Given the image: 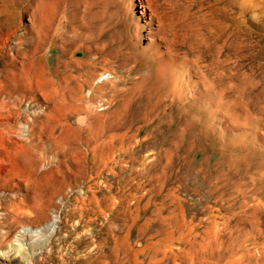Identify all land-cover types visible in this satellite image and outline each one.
<instances>
[{
    "label": "rangeland",
    "instance_id": "374dc122",
    "mask_svg": "<svg viewBox=\"0 0 264 264\" xmlns=\"http://www.w3.org/2000/svg\"><path fill=\"white\" fill-rule=\"evenodd\" d=\"M0 105V264H264V0H0Z\"/></svg>",
    "mask_w": 264,
    "mask_h": 264
},
{
    "label": "built area",
    "instance_id": "2783aa9c",
    "mask_svg": "<svg viewBox=\"0 0 264 264\" xmlns=\"http://www.w3.org/2000/svg\"><path fill=\"white\" fill-rule=\"evenodd\" d=\"M106 76V74H102V75H100V78L102 79V78H104Z\"/></svg>",
    "mask_w": 264,
    "mask_h": 264
},
{
    "label": "bare ground",
    "instance_id": "6f19581e",
    "mask_svg": "<svg viewBox=\"0 0 264 264\" xmlns=\"http://www.w3.org/2000/svg\"><path fill=\"white\" fill-rule=\"evenodd\" d=\"M188 103V102H187ZM0 108H1V105H0Z\"/></svg>",
    "mask_w": 264,
    "mask_h": 264
}]
</instances>
